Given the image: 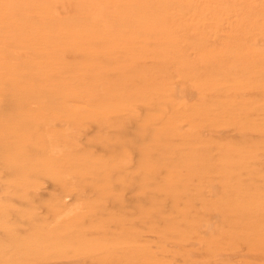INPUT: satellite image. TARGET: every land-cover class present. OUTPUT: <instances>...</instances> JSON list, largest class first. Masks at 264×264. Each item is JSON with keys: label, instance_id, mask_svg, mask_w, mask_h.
Masks as SVG:
<instances>
[{"label": "rangeland", "instance_id": "1", "mask_svg": "<svg viewBox=\"0 0 264 264\" xmlns=\"http://www.w3.org/2000/svg\"><path fill=\"white\" fill-rule=\"evenodd\" d=\"M160 2L102 51L114 0H0V264H264L253 6Z\"/></svg>", "mask_w": 264, "mask_h": 264}, {"label": "bare ground", "instance_id": "2", "mask_svg": "<svg viewBox=\"0 0 264 264\" xmlns=\"http://www.w3.org/2000/svg\"><path fill=\"white\" fill-rule=\"evenodd\" d=\"M114 1L115 3L112 6L113 12L111 16V21L107 20L106 15L101 9H98V11L91 16L93 18H89L90 19L89 21L93 22V24L97 21V25L105 24V25L111 26L110 32H112V36H113V39L111 42H110L111 40L110 38L112 37L110 36L99 37V39L96 40L97 45H100L99 47L100 50L110 51L111 49L115 48L116 45L118 44L121 45L122 42H123L122 48L124 49L129 48V50H135L134 46L125 47L127 44L130 43L129 38H127V34L131 35V33L136 32V31H138V33H141V34H145V31L141 30V28L143 29V27L141 26L134 27L130 23V18L134 16H141L143 17V19L144 18L150 19L151 21L155 20V22L158 21V23L161 25V34H166V28H165V24H166L165 21L167 20L166 13H162V14L160 13V7L163 8L160 0H114ZM246 1L248 2V0ZM249 1H250V6L251 5L253 6L252 12L249 11L247 8L240 6L238 15L242 14L245 18L253 17V19H251L252 21L251 29L254 28L260 34L264 35L262 31L263 26H264V18L261 22H259L258 19L256 18L258 11H260L261 13H264V11H262L264 10V1L262 0H249ZM163 3L164 2H162V4ZM224 7L225 6L223 5L222 9H224ZM81 37L84 40L85 38L89 37V33L85 31ZM76 45H77V39L75 42L72 43L73 47H75ZM111 51H114V49ZM119 52H122V50H119ZM18 249L20 248L18 247ZM18 249L15 248V250H18ZM35 254L37 256L42 255L41 252L38 250L35 252Z\"/></svg>", "mask_w": 264, "mask_h": 264}]
</instances>
